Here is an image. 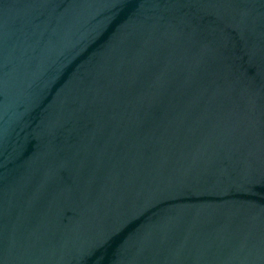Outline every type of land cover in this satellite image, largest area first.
<instances>
[{
	"label": "water",
	"instance_id": "water-1",
	"mask_svg": "<svg viewBox=\"0 0 264 264\" xmlns=\"http://www.w3.org/2000/svg\"><path fill=\"white\" fill-rule=\"evenodd\" d=\"M0 264H264V0H0Z\"/></svg>",
	"mask_w": 264,
	"mask_h": 264
}]
</instances>
